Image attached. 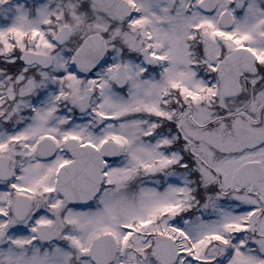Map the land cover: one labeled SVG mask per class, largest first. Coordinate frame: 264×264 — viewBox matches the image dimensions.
<instances>
[{"label": "snow or ice", "instance_id": "snow-or-ice-1", "mask_svg": "<svg viewBox=\"0 0 264 264\" xmlns=\"http://www.w3.org/2000/svg\"><path fill=\"white\" fill-rule=\"evenodd\" d=\"M0 264H264V0H0Z\"/></svg>", "mask_w": 264, "mask_h": 264}]
</instances>
